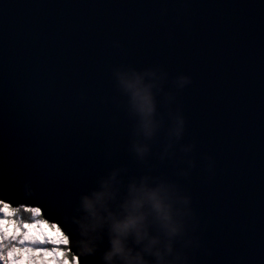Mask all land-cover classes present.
<instances>
[{
	"label": "water",
	"instance_id": "water-1",
	"mask_svg": "<svg viewBox=\"0 0 264 264\" xmlns=\"http://www.w3.org/2000/svg\"><path fill=\"white\" fill-rule=\"evenodd\" d=\"M131 70L155 73L151 138ZM142 179L188 197V264H264V0H0V201L40 207L73 253L92 237L81 264H104L81 198L108 181L119 212Z\"/></svg>",
	"mask_w": 264,
	"mask_h": 264
},
{
	"label": "clouds",
	"instance_id": "clouds-1",
	"mask_svg": "<svg viewBox=\"0 0 264 264\" xmlns=\"http://www.w3.org/2000/svg\"><path fill=\"white\" fill-rule=\"evenodd\" d=\"M115 75L140 118L139 130L146 138H151L158 127L153 119L156 104L152 89L156 84L151 80L146 82L145 76L153 77L155 73H137L131 70L117 71ZM188 82L187 77L177 78L179 87ZM183 129V118L176 116L170 133L179 138ZM133 147L141 157L148 151L144 144H134ZM183 150L188 151L190 148ZM101 188L102 191L81 198V206L88 213L89 223H82L80 227L81 234L88 236L89 232H95L107 223L110 247L102 256L104 264H188L183 252L173 247L174 241L182 239L185 234L183 217L190 214L188 197L181 195L173 185L158 183L151 187L142 179L138 186L134 182L129 184L127 196L119 205L120 211L113 212L108 207V201L114 199V193L109 190V182L102 181ZM45 236L40 238L24 233L23 239H38L43 242ZM129 237L137 245L135 249L128 245ZM92 239L89 237L88 240L81 241L77 252L69 251V258L59 257L58 264H81L80 256L94 251ZM188 243L190 241H183L182 246H187ZM6 261L22 264L23 259L9 258Z\"/></svg>",
	"mask_w": 264,
	"mask_h": 264
},
{
	"label": "rangeland",
	"instance_id": "rangeland-1",
	"mask_svg": "<svg viewBox=\"0 0 264 264\" xmlns=\"http://www.w3.org/2000/svg\"><path fill=\"white\" fill-rule=\"evenodd\" d=\"M33 208V207H32ZM37 209V208H36ZM1 220V219H0ZM4 223L7 222L1 221L0 222V229L3 228ZM5 231L9 233L8 239H14L15 238V245L12 249H9L6 251L7 253L13 252L14 249L24 251L25 249L31 250L33 253L43 254V258L39 260L34 261H27V253L24 254V259L22 261V264H58V258L63 256L67 259V257L64 254L63 249L61 246L66 244V237L65 235L60 231L58 226L54 223L50 222H42L41 220H38L37 218L33 217L32 221L29 224H25L19 228L13 227L12 224H10L8 227H5ZM24 233H30L32 236H37L42 238L43 236V242H40L38 239L33 240H27L23 239ZM12 234H15L14 236ZM2 236H0V247L2 246ZM5 253V254H7ZM53 254L55 255V259L52 257ZM3 256H0L1 258V264H11L10 261H4L2 258Z\"/></svg>",
	"mask_w": 264,
	"mask_h": 264
},
{
	"label": "trees",
	"instance_id": "trees-1",
	"mask_svg": "<svg viewBox=\"0 0 264 264\" xmlns=\"http://www.w3.org/2000/svg\"><path fill=\"white\" fill-rule=\"evenodd\" d=\"M2 202V201H0ZM17 209V212L13 215V227L19 228L25 224H29L32 221V218L35 217L38 220H41L42 222H47L43 216L40 214L39 210L36 208H32V207H25V205H18L17 207H15ZM0 222L4 221V218L2 216H0ZM67 242V240H66ZM15 245V238L14 239H7L5 240L4 238H2V246L0 247V256H4L5 253H7L6 251L9 249H12L13 246ZM61 248L64 251V254L67 258H69V251L67 248V243L64 244L63 246H61ZM1 258H0V262H1ZM6 261V260H4ZM1 264V263H0ZM5 264V263H3Z\"/></svg>",
	"mask_w": 264,
	"mask_h": 264
},
{
	"label": "snow or ice",
	"instance_id": "snow-or-ice-1",
	"mask_svg": "<svg viewBox=\"0 0 264 264\" xmlns=\"http://www.w3.org/2000/svg\"><path fill=\"white\" fill-rule=\"evenodd\" d=\"M27 207V206H25ZM17 212V209L13 207L11 203L8 202H0V216L4 218V220L7 222L6 224L4 223L3 228L0 229V236H2L5 240L8 239L9 233L5 231V227H8L10 224L13 223V215ZM39 212L41 214V208L39 207ZM42 215V214H41ZM59 228V227H58ZM60 229V228H59ZM60 231H63L60 229ZM13 236L15 234H12ZM70 244V240L68 242V247ZM27 253V261H34L36 259H42L43 254H40L37 256L36 253L31 252V250L25 249L24 251H20L17 249H14L13 252L5 254L2 258L4 260H8L11 258L12 260H21L24 259V254ZM55 259V255L53 254L52 256Z\"/></svg>",
	"mask_w": 264,
	"mask_h": 264
},
{
	"label": "bare ground",
	"instance_id": "bare-ground-1",
	"mask_svg": "<svg viewBox=\"0 0 264 264\" xmlns=\"http://www.w3.org/2000/svg\"><path fill=\"white\" fill-rule=\"evenodd\" d=\"M33 208H35V207H33ZM44 218V217H43ZM45 219V218H44ZM46 220V219H45Z\"/></svg>",
	"mask_w": 264,
	"mask_h": 264
}]
</instances>
